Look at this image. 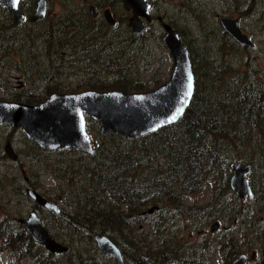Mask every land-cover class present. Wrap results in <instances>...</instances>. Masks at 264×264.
Instances as JSON below:
<instances>
[{"label": "trees", "instance_id": "1", "mask_svg": "<svg viewBox=\"0 0 264 264\" xmlns=\"http://www.w3.org/2000/svg\"><path fill=\"white\" fill-rule=\"evenodd\" d=\"M35 3L36 0H22L18 10L32 13ZM0 13L7 14L1 7ZM1 21L4 19L0 20V70H9L13 64V70H20L25 78L34 72L46 74L45 70L57 69L77 44L91 39L88 34L92 20L72 10L28 23L22 31L11 30ZM188 53L194 76L193 94L176 123L137 139L103 137L116 139L118 144L112 148L96 145L92 157L70 150L69 154L64 150L48 152L34 145L37 152L49 153L53 163L48 166L53 176L58 181L61 178L72 197L71 211L61 210L58 215L48 212L51 217L75 230L82 227L89 242L91 232L106 235L121 245L126 264L129 258L134 264L189 260L187 254L181 253L191 246L174 245L177 234L169 223L175 218H189L190 209L181 203V198L198 196L206 187L210 189L209 200L199 209L207 213L209 221H223L227 227L238 222V240L243 248L264 255V159H255L261 161L258 169L254 161L259 155L255 147L264 139V86L254 81L257 79L250 74L253 69L248 62L232 68L221 59L214 66L206 57L197 61L189 50ZM42 64L44 69L39 67ZM242 67L249 70L242 72ZM98 89L127 92L118 81L111 83L107 91ZM56 90L46 87L44 96L31 103L40 104ZM139 91L142 89L134 88V93ZM250 151L254 158L249 157ZM239 154H246L239 161L250 165L251 175L257 173L259 177V186L254 189L257 200H249L243 210L236 207L237 199L228 187L229 165L238 160ZM154 206L159 209L151 215H141ZM17 221L12 214L0 211V252H7L15 264L21 258L31 260L30 264H58V255L33 243ZM144 221L153 232L151 236L143 231ZM236 239L228 234L212 237L217 250L222 249L225 255L237 250ZM197 248L204 247L197 244ZM60 255L66 257L69 252ZM140 255L146 256V262L139 259ZM191 261L192 258L190 264Z\"/></svg>", "mask_w": 264, "mask_h": 264}, {"label": "rangeland", "instance_id": "2", "mask_svg": "<svg viewBox=\"0 0 264 264\" xmlns=\"http://www.w3.org/2000/svg\"><path fill=\"white\" fill-rule=\"evenodd\" d=\"M249 1L247 4V0H153L150 12L153 20L140 37L134 38L136 41L129 40L130 34L127 25L125 28L121 23L117 30L111 32L110 38L118 34L122 43L117 48L112 47L111 54L108 56L98 55L104 48L98 50L99 47H95V41L87 45L88 47L89 45L94 46L95 49H92L94 53L91 55L99 58L102 62L100 65L78 63L87 59V56H82L84 46L80 43L75 46L74 51L64 56L57 69L49 72L45 70L46 74L34 72L35 74H30L25 78L20 70H13V64L9 70H0V101L37 106L38 104L31 102L41 99L45 94L46 87L56 88L57 93L55 94L101 92L98 88L107 91L106 89L110 87L111 83L118 81L127 89L126 93H134V88H141L142 91L137 92L140 93L162 85L169 79L172 58L161 42L162 30L159 23L154 21L156 17H160L164 23L171 24V28L178 34L180 41L187 47L195 60L199 61L202 57H206L209 62L217 66L222 59L227 63V66L230 65L232 68H238L243 62H248V65L253 69L250 74L257 79L254 81L260 82L264 86V0ZM94 2L100 6L101 10L106 7L116 15L126 13L117 0H47L46 17H51L54 14L61 15L68 10L77 14L84 13V11L88 13V7L93 6ZM4 17L6 21L2 22L9 26L8 14L0 15L1 19ZM119 18L121 19V17ZM222 18L235 20L241 32L253 43V48H242L227 41L222 36V29L219 25V20ZM23 23L21 31L27 21L25 20ZM104 31H102L103 35ZM93 38L94 35L91 39ZM114 42H117V39ZM96 46L104 47L100 42ZM74 62L77 63L74 64ZM54 64L57 65L58 62H54ZM39 67L44 69L43 64ZM240 69L242 72L249 70L243 67ZM44 80L46 81L44 82ZM85 123L86 132L94 148L96 145L112 148L118 144L116 139L111 141L112 139L100 137L96 122L86 119ZM6 143L10 144L13 154L17 157L15 162L11 161L3 151ZM255 149V154L261 156L255 155L254 158L253 152L250 151L249 157H253L254 161L260 157L264 159V139L262 143L259 142L256 145ZM64 151H67L66 154L71 152L78 154L72 150H70L71 152ZM60 153L64 155L62 151ZM245 155L239 154L236 162H240L239 159H243ZM260 162V160L255 161L257 169ZM52 163L53 160H50L49 153L37 152L34 144L20 130L0 124V211H4V214H12L17 219H25L28 213L34 210L43 225L54 236L56 242L68 247L69 257L58 255V264H113L110 259L105 258L97 251L94 243L87 240L82 227L75 230L64 221L55 220L48 212L33 206L26 198L24 190L31 188L49 201L56 202L58 198H61L57 201L60 209L66 213L71 211L70 191L67 190L60 177L58 178L60 181H58L53 176L54 173L48 166ZM209 196L210 189L206 187L198 196L181 198V203L185 207L193 208V210L190 209V215L193 213V216L192 219H173L169 223L175 231V235L188 237L185 239L195 242L199 239L196 236L197 233H202L203 229L205 233L209 232V225L205 224L203 212L201 215H198V212L194 213V209L204 205ZM242 203L244 204L241 205L238 202L236 207L243 210L245 201ZM190 222H193L192 227L187 226ZM141 225L144 228V233L151 236L153 232L147 221L142 222ZM219 256L220 254L216 253L213 258H210V262L204 261L202 264H223V259ZM247 256L249 257V253ZM261 261H264L262 253L256 254L255 260L248 264H259ZM30 263L29 259L21 258L19 260V264ZM0 264L15 263L7 252L2 251L0 252Z\"/></svg>", "mask_w": 264, "mask_h": 264}, {"label": "water", "instance_id": "3", "mask_svg": "<svg viewBox=\"0 0 264 264\" xmlns=\"http://www.w3.org/2000/svg\"><path fill=\"white\" fill-rule=\"evenodd\" d=\"M21 0H0V7L10 15L11 27L19 26L23 17L18 11ZM47 0H37L33 14L28 22L41 20L46 11ZM126 12L128 30L132 37L145 32L150 22L151 0H118ZM90 16L94 8L90 6ZM104 19L113 27L114 21L109 11L105 10ZM158 22L161 18L158 17ZM220 28L238 46L253 48V43L244 35L235 20H219ZM161 42L172 58L169 79L157 88L140 93L119 91H85L72 94H52L37 106L0 101V124L18 129L23 135L43 150H73L91 157L94 154L92 142L86 132L85 122L90 119L97 124L98 135H115L123 139H137L170 126L178 121L188 107L193 94L194 77L188 55V49L182 44L178 34L166 23L160 24ZM189 77L191 95L188 94ZM4 153L11 161H16L11 146L6 143ZM229 186L237 199H250L252 196L247 176L250 167L242 163L230 165ZM25 182L26 179H25ZM25 196L37 207L58 214L59 208L41 197L31 188L24 190ZM156 207L146 211L151 214ZM145 214L144 212L142 213ZM18 224L31 241L41 246L51 255L66 252L67 248L57 243L50 232L42 225L35 211L32 210ZM97 250L110 258L114 264H124L120 249L105 235L93 234ZM244 256L238 257L233 264H245ZM264 264V263H260Z\"/></svg>", "mask_w": 264, "mask_h": 264}, {"label": "flooded vegetation", "instance_id": "4", "mask_svg": "<svg viewBox=\"0 0 264 264\" xmlns=\"http://www.w3.org/2000/svg\"><path fill=\"white\" fill-rule=\"evenodd\" d=\"M22 1V0H21ZM20 1V2H21ZM118 1V0H117ZM153 0H151L150 1V10H149V13L151 12V8H152V5H151V2H152ZM118 3H120L119 1H118ZM247 4H249V3H247ZM35 5H36V3H35ZM121 5V4H120ZM46 6H47V4H46ZM122 6V5H121ZM90 7V6H89ZM88 7V8H89ZM93 8H94V13H93V16H90V12H89V9H88V13H85V11H84V13H80L81 15H87V18L89 19V20H92V23H91V25L89 26L90 27V31H89V36H91L92 37V35H94V38L93 39H89L88 41H85L84 43H82L83 44V46H84V48H83V50H82V56L83 57H86L87 56V59H83V60H81V61H79L78 63H80V62H85L87 65H93L94 63H96V64H94V65H100L102 62L99 60V58L98 57H92V53H94L93 52V50L92 49H95L94 48V46L93 45H89V47L87 46L89 43L90 44H92V42H94L95 41V47L96 48H98V50H102V48H104L102 51H101V53H98V55L99 56H108L109 54H111V49H112V47H119L120 46V44L122 43L121 42V40H119V38H120V36L117 34V35H115V36H113L112 38H110V35H111V32L114 30H117L118 29V27H120V25H121V23H123V26L126 28V25L128 24V19L131 17V13L130 12H126L125 10H124V8L122 7V9H123V11L124 12H126V13H119L120 15H116L115 13H111V11L109 10V9H107L106 7H104L102 10H101V8H100V6L99 5H97V4H95V2H94V4H93V6H92ZM2 8V7H1ZM4 9V8H3ZM35 9V8H34ZM105 10H108L109 11V14H110V17L112 18V20L114 21V23H115V25L113 26V27H110V26H108L107 25V23H106V21H105V19H104V11ZM19 11V10H18ZM7 12V11H6ZM20 12V11H19ZM33 12H34V10L32 11V13H22V12H20V14L22 15V17H23V19H22V21L20 22V24H19V26L18 27H16V28H12L11 27V21H10V24H9V26H8V28L9 29H11V30H18L19 28H21V26L24 24L23 22L26 20L27 21V24L29 23V24H35V23H30V22H28V18L33 14ZM236 13H239L238 11H236ZM7 14H8V16H9V19H10V15H9V13L7 12ZM46 16V11H45V15H44V17ZM43 17V18H44ZM119 17H121V19L119 18ZM42 18V19H43ZM158 17H156L155 19H154V21L155 22H157V23H159V25L161 24V22H158V19H157ZM4 21H6V18L4 17ZM41 19V20H42ZM222 19H225V18H222ZM0 20H3V19H0ZM41 20H39V21H41ZM153 19H152V17H151V15H150V22L149 23H147V25L148 24H150L151 23V21H152ZM221 20V19H220ZM38 21V22H39ZM120 21H121V23H120ZM2 22V21H1ZM38 22H36V23H38ZM92 26H93V28H92ZM26 27H27V25H25V26H23L22 28L23 29H26ZM127 28H128V26H127ZM161 28V27H160ZM147 29V28H146ZM105 30V31H104ZM221 30V29H220ZM102 31H104V35H103V32ZM129 31V30H128ZM146 31V30H145ZM102 33V34H101ZM221 33H224L223 32V30H221ZM95 34H97V35H95ZM129 34H130V32H129ZM225 34V33H224ZM227 37H228V35L227 34H225ZM129 36H131V34L129 35ZM137 37H140V35L139 36H137ZM131 38H135V37H132L131 36ZM229 38V37H228ZM117 39V42H114V40H116ZM230 39V38H229ZM129 40H130V38H129ZM231 40V39H230ZM232 41V40H231ZM98 42H100V44L102 43L103 44V46L104 47H101L100 48V46H96L97 44H98ZM235 43V42H234ZM236 44V43H235ZM77 62H74V64H76ZM112 63H114L113 62V60H112ZM93 65V66H94ZM237 163H242V162H236V163H231V164H237ZM230 164V165H231ZM242 164H244V163H242ZM230 165H229V171H230ZM244 165H247V164H244ZM249 167H250V173L248 174V176L246 177L247 178V180H248V184H249V187H250V189H251V192H252V196H251V198L250 199H247V198H244V199H237L236 197H235V195H234V193H233V191L231 190V188H230V186H229V178H230V175H231V171H230V175H229V178H228V187H229V189H230V191L233 193V195H234V197L237 199V203L239 202L241 205L242 204H244V203H242V202H244L245 201V206H246V204H247V202L249 201V200H252V198L256 201L257 200V196H255L254 195V189H256L258 186H259V177H258V174H256V176L254 177V175H251V166L250 165H248ZM59 200H61V198L59 199H57L56 200V202H53V204H55L58 208H59V211H61V209H60V207L57 205V201H59ZM209 200V199H208ZM208 202V201H207ZM206 202V203H207ZM205 203V204H206ZM205 204L204 205H202V206H205ZM201 206V207H202ZM154 207H156V206H154ZM150 208H153V207H149L148 209H150ZM157 209L156 210H158L159 208L158 207H156ZM200 207H198L197 209H194V213H196V212H198V215H201V213L203 212L202 210H200L199 209ZM148 209H146V210H148ZM189 209H191V210H193V208H189ZM156 210H153L152 211V213L154 212V211H156ZM50 213H52V214H55V213H53V212H51V211H49ZM60 213V212H59ZM151 213V214H152ZM145 214H147V213H145ZM144 214V215H145ZM151 214H147V215H151ZM203 214H204V218H205V224H207L206 226H208L209 225V232L208 233H205L204 232V229H203V231H202V233H197V235L196 236H198L199 237V239L197 240V241H195L194 242V240L193 241H190V240H187V239H185V238H188V237H183V236H177V238L176 239H174V245H176V246H179V245H186V246H191V248L190 249H186L184 252H182L181 254H187L188 256L187 257H189V260H190V258H192V261H191V264H202L204 261H206V262H210L211 261V259L210 258H213L214 257V255L217 253V254H220V256L219 257H221L222 259H223V264H233V262L238 258V257H240V256H244L245 258H246V263L245 264H248L249 262H252V260L254 261L255 260V257H256V254H260V253H257L254 249H245V248H243V246H242V244H241V242H239V240H238V237H239V230L241 229V225L238 223H235V226H230V227H227V225L223 222V221H214V222H210L209 221V218L207 217V213H205V212H203ZM254 214H256V212L254 211ZM55 215H57V214H55ZM141 215H143V214H141ZM206 215V216H205ZM192 216H193V213L190 215V217L188 218V219H192ZM262 216V218L261 219H263L264 220V215H261ZM183 218H186V217H183ZM175 219H177V218H175ZM179 219H181V218H179ZM221 222V223H220ZM222 222H223V225H222ZM210 223V224H209ZM43 224V223H42ZM192 225H193V222H190L189 224H187V226L188 227H192ZM193 229H194V226H193ZM254 230V229H253ZM51 234V233H50ZM93 234H96V233H93V232H91V238H92V242L91 243H94V240H93ZM225 234H228V235H231L232 237H235V239H236V245L238 246L237 247V250L235 251L234 250V253L232 254V255H225V253H223L224 251L222 250V249H220V251L219 250H217V248H216V246L214 245V242L212 241V237L213 236H218V235H225ZM97 235V234H96ZM101 235H104V234H101ZM234 235H237V236H234ZM86 237H87V240L89 241V239H88V236L87 235H85ZM83 237V238H86V237ZM98 236H100L99 234H98ZM106 236V235H105ZM52 237H53V239L55 240V238H54V236L52 235ZM180 238L182 239H184V240H180ZM56 241V240H55ZM202 241V242H201ZM113 242V241H112ZM114 243V242H113ZM115 244V243H114ZM197 244H199L200 246H202V247H204L202 250H200V248H197ZM61 245V244H60ZM116 245V244H115ZM63 246V245H62ZM94 246H95V243H94ZM117 246V245H116ZM64 247H66L67 248V250H66V252L68 251V247L67 246H64ZM119 249H120V246H117ZM96 248V247H95ZM97 249V248H96ZM210 249V250H209ZM98 251V250H97ZM99 252V251H98ZM120 252H121V249H120ZM65 253V252H64ZM100 253V252H99ZM249 253V257L247 256V254ZM61 254H63V253H61ZM101 254V253H100ZM58 255H60V254H58ZM102 255V254H101ZM102 256H104V255H102ZM121 256H122V253H121ZM105 258H107V259H110V258H108L107 256H104ZM129 257H131V256H129ZM122 259H123V256H122ZM139 259L141 260V261H143V262H146V256H144V255H140L139 256ZM111 260V259H110ZM189 260H183L182 262L179 260V259H174V261H168L166 264H190L189 263ZM112 261V260H111ZM123 261H124V259H123ZM113 262V261H112ZM135 262L131 259V258H129V259H127V264H134ZM260 263H264V261H261ZM259 263V264H260ZM113 264H114V262H113ZM124 264H126V262L124 261Z\"/></svg>", "mask_w": 264, "mask_h": 264}, {"label": "snow or ice", "instance_id": "5", "mask_svg": "<svg viewBox=\"0 0 264 264\" xmlns=\"http://www.w3.org/2000/svg\"><path fill=\"white\" fill-rule=\"evenodd\" d=\"M188 94L191 95V78L189 77Z\"/></svg>", "mask_w": 264, "mask_h": 264}, {"label": "bare ground", "instance_id": "6", "mask_svg": "<svg viewBox=\"0 0 264 264\" xmlns=\"http://www.w3.org/2000/svg\"><path fill=\"white\" fill-rule=\"evenodd\" d=\"M59 150H62V149H56V150H52V151H59ZM68 150H69V149H68ZM72 151H73V150H72ZM76 153H77V152H76ZM78 154H79V153H78ZM81 155H82V154H81ZM93 155H94V154H93ZM93 155H92V156H93ZM83 156H85V155H83ZM92 156H91V157H92ZM86 157H88V156H86Z\"/></svg>", "mask_w": 264, "mask_h": 264}]
</instances>
